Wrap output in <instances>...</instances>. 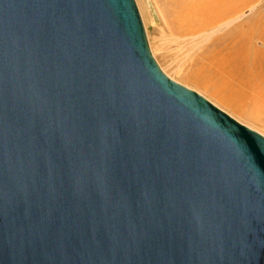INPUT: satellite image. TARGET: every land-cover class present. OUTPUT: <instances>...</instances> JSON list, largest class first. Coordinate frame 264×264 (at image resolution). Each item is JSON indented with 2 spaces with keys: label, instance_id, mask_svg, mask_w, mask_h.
Segmentation results:
<instances>
[{
  "label": "water",
  "instance_id": "1",
  "mask_svg": "<svg viewBox=\"0 0 264 264\" xmlns=\"http://www.w3.org/2000/svg\"><path fill=\"white\" fill-rule=\"evenodd\" d=\"M0 264H264V136L135 0H0Z\"/></svg>",
  "mask_w": 264,
  "mask_h": 264
},
{
  "label": "bare ground",
  "instance_id": "2",
  "mask_svg": "<svg viewBox=\"0 0 264 264\" xmlns=\"http://www.w3.org/2000/svg\"><path fill=\"white\" fill-rule=\"evenodd\" d=\"M259 1L162 0L168 7L167 27L187 41L185 56L193 54L190 60L197 66L184 77L264 123V8ZM252 9L256 11L242 19Z\"/></svg>",
  "mask_w": 264,
  "mask_h": 264
},
{
  "label": "rangeland",
  "instance_id": "3",
  "mask_svg": "<svg viewBox=\"0 0 264 264\" xmlns=\"http://www.w3.org/2000/svg\"><path fill=\"white\" fill-rule=\"evenodd\" d=\"M135 3L145 28L150 51L162 71L176 82L198 92L241 124L264 136V123L259 119L248 118L247 116L242 115L232 107L221 103V101L213 96L207 88L184 77L185 72L193 71L197 66L190 60V57L193 54L188 58L185 56L187 54L186 51L189 50V48L184 45L187 41L177 39L167 27L168 25H166L164 17L166 8L168 7L162 2V0H135ZM259 3V7L264 8V0H260L256 4ZM162 10L163 12H161ZM254 11L256 10H247L242 16V19L249 17ZM221 32L217 34H220Z\"/></svg>",
  "mask_w": 264,
  "mask_h": 264
}]
</instances>
